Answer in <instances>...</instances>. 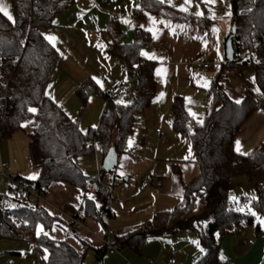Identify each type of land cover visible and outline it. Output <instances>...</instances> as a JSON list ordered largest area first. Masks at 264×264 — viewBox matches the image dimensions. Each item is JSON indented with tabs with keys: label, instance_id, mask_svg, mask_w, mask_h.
Instances as JSON below:
<instances>
[{
	"label": "trees",
	"instance_id": "obj_1",
	"mask_svg": "<svg viewBox=\"0 0 264 264\" xmlns=\"http://www.w3.org/2000/svg\"><path fill=\"white\" fill-rule=\"evenodd\" d=\"M10 2L14 19L9 21L0 12V65L12 57H18V62L10 82L11 112L1 125L2 136L10 137L25 123L34 120L37 125L30 134V156L33 165L41 169V175L34 182H24L45 192L55 182L80 189L84 214L107 228L111 217L108 207L112 199L111 189L96 183L94 194L101 202L97 207L95 201L88 199L90 179L75 159L92 152L91 140L96 135L102 139L106 153L114 140L119 157L125 151L138 115L150 106L156 93V63L139 54L147 37L136 29L135 42L125 44L119 31L112 35L108 52L119 57L126 66L134 62L140 65L136 90L129 104L117 105L104 95L108 101L105 115L97 129H90L85 134L59 105L44 95L60 61L58 51L44 36L56 16L73 0ZM232 8L235 57L221 66L211 82L210 107L204 121L195 124L183 98L177 97L172 104L173 128L181 136L191 139L199 174L184 183L181 202L176 208L158 212L144 226L116 237L119 249L139 252L150 237L194 230L206 250L205 256L195 264H215L220 246L218 237L237 233L245 224L253 222L252 215L240 211L230 198L234 180L240 177L246 178V188L255 190L251 206L264 217V142L249 155L239 154L234 149L235 135L260 109V103L252 90L247 91L240 104L233 102L224 91L230 70L237 67L254 72L257 88L264 98V0H233ZM145 11L175 22L207 25L205 18L182 13L157 0H141L135 16L139 17ZM248 53H255L259 59L244 58ZM94 92L91 80H86L77 89L82 104ZM29 108H36V113H30ZM119 168L120 165L113 171L115 177H119ZM202 199L207 210L194 214L198 201ZM11 201L15 208L0 210V239L29 241L33 250L43 257V264H84L86 250L80 252L68 241H54L44 235L37 237V222L50 230L58 218L49 216L43 207L30 204L21 197ZM2 204L3 195L0 194V206Z\"/></svg>",
	"mask_w": 264,
	"mask_h": 264
},
{
	"label": "crops",
	"instance_id": "obj_2",
	"mask_svg": "<svg viewBox=\"0 0 264 264\" xmlns=\"http://www.w3.org/2000/svg\"><path fill=\"white\" fill-rule=\"evenodd\" d=\"M157 1L161 2V0ZM232 1L224 0L222 3L221 0H215V3H205L204 0H190V4L186 5L184 0H171V4L168 0H163L164 4L182 13L205 18L206 26L171 21L147 11L139 17H134L141 7V0H73L68 8L56 16L55 23L46 30L45 35H52L56 38L54 43L56 50H59L60 61L47 92L72 121L75 120L69 114L68 109H76L77 106L86 109L90 104L98 101L103 103L100 106V109H103L100 124L108 105L104 91L114 82L126 84V92L119 98L124 102L123 104H129L133 100L140 65L134 62L126 66L119 57L108 52L107 47L113 40L112 35L117 34V31L120 32L121 41L125 44L135 42L136 29L147 37L140 46L139 54L145 60L156 63L154 69L156 93L150 106L138 115L129 138L132 143H137L135 142L136 136L141 144H149L148 140H155L159 143L158 149L154 151L157 158L154 162L157 164L160 157L165 161H171L174 186L171 192L165 194L161 189L155 191L156 199L159 197V203L157 200L155 203L151 200L141 211L137 210L138 212L133 214H128V209L125 207L120 213L124 219L119 222L114 221L117 213L113 212L111 203L115 201L117 204L125 203L126 205V189L132 188L131 182L136 176L132 167L140 165L147 160L146 158L153 156L149 152H147L148 155L141 151L138 152L135 146L129 147L126 142L125 151L120 155L118 165L124 159L127 170L120 178L115 177V172H111L110 175L122 182L121 185L115 184L111 188L112 199L108 205L111 209V217L108 225L113 230L107 233L106 227L84 214L80 189L62 182H55L46 191L45 200L39 204L48 213H53L52 217L58 218L53 228L50 230L44 228L48 231V237L51 240L68 241L80 252L89 247L93 248L96 252V264L99 259L103 264H110L112 256L116 258V264H152L153 260L160 261L162 259L160 257H163L161 264H168L171 258H175L177 264H195L205 256L206 250L201 246L198 233L194 230L148 238L145 241L148 242L147 248L143 252L149 261L146 263L141 258L140 250L135 252L128 248L119 249L117 243L118 249L114 250L107 248L104 243L109 234L116 241V237L144 226L156 213L172 211L181 202L184 183L199 174L198 170L197 174L191 178L185 176L183 169L189 160L182 155L190 153L191 157L195 156V153L191 139L181 136L173 128L172 104L177 97L183 98L188 114L189 112L196 114L195 118L190 115L195 124H201L204 121L210 107L211 82L221 66L230 62L227 57V42L233 32ZM1 3L0 0V8H3ZM181 7H184L186 11H181ZM197 11L202 15L197 16ZM225 12H230L231 15H225ZM149 17L152 19L150 20ZM125 20L128 23H124ZM213 27L217 29V32H212ZM149 28L156 33L155 39H153L152 32L148 31ZM233 50L235 53V41ZM142 51L153 58L142 56ZM197 62H207L210 66L207 69H198ZM158 69L159 73H157ZM93 77L100 80L102 89L95 83ZM253 78H255L253 71H242L233 67L230 70L228 82L224 86L226 95L233 102L236 99L242 102L247 91L252 90L259 103L264 101L260 91H257L256 81ZM86 80L93 82L95 92L82 104L77 95V89ZM206 82L207 87L204 86ZM197 120L201 123H197ZM95 121L98 123L97 118ZM36 125V122L32 120L25 123L12 136L0 138V141L6 140L4 153L0 148V173L2 164L5 163L8 165V172L21 181L38 180L41 169L33 165L29 146L30 134ZM157 129H161L163 134L158 133ZM237 141L240 144L239 151L236 150ZM263 142L264 109L260 108L235 135L234 149L239 154L249 155ZM113 145H115V140ZM162 148L164 149L161 150ZM107 153L103 146L102 154L99 152L102 157L101 166ZM154 169H157V172L155 171L158 175L157 180L162 181L163 176L161 172H158V165ZM102 171H104L103 168ZM36 173L39 174L37 179H28L30 175ZM153 173L154 171L151 175ZM148 179L145 180L147 187L153 184H147ZM91 181L93 180L90 179ZM88 188L90 191L88 194L94 197L96 206L100 207L101 202L94 194L95 185L92 187L88 185ZM117 189L121 195L120 200H115L114 197ZM171 207L174 208L170 209ZM252 217L253 222L245 224L239 232L218 237L220 246L215 264H264V226L257 219V217H264L258 213ZM74 219L82 221L83 227L77 229L73 223ZM22 246L17 244L14 247Z\"/></svg>",
	"mask_w": 264,
	"mask_h": 264
},
{
	"label": "rangeland",
	"instance_id": "obj_3",
	"mask_svg": "<svg viewBox=\"0 0 264 264\" xmlns=\"http://www.w3.org/2000/svg\"><path fill=\"white\" fill-rule=\"evenodd\" d=\"M1 4L3 5V8L5 11L9 13L13 17L12 7L10 0H1ZM14 19V17H13ZM106 101V100H105ZM103 103L95 101L92 104H90L86 109H81V107H78L76 109H68L69 114L73 117L75 122L79 124L81 129H86L87 131L89 128L96 129L99 125V120L101 118V111L103 109H100V106ZM98 119V123L95 119ZM95 126V127H93ZM87 133V132H86ZM131 137V136H130ZM3 138V137H2ZM1 138V139H2ZM138 136H136L137 143H132V146L136 147V150L138 152H143L146 155H148L147 152H149L151 155L149 158H146L147 160L142 162L140 165H137L136 167H132L133 170L136 172V176L132 179V188L126 189V205L125 203L117 204L115 201L111 203V208L113 212L117 213V218L114 219L116 222L121 221L124 219L121 217L120 213L123 212L125 207L128 209V214L137 213V210H142L147 202L157 200L159 203V197L156 199L155 191L161 189V191L165 194L166 192H171L173 190L174 186V180L173 175L171 172V161H165L162 157H160V161L156 164L154 161L157 160L155 157L154 151L158 149L159 143L155 140H148L147 142L149 144H141L139 143V139L137 140ZM131 139V138H129ZM188 141V140H187ZM5 141H0V148L2 152L4 153V147H5ZM91 144H93V150L90 153L78 156L75 159L76 164L80 167L82 172L86 174L91 180L93 181H99L101 185L108 186L109 184H112L111 179L112 176L111 173H106L102 171L101 166V160L102 157L99 155V152L103 151V144L102 139L96 135L94 136L93 140H91ZM98 146V147H97ZM128 146V141H127ZM191 147V146H190ZM186 148V145H185ZM162 148L161 150H163ZM170 150V149H166ZM182 156L185 159H188V163L184 166V173L187 178H191L195 176L199 170L198 163L196 162L195 156L192 155L190 157V153H184ZM158 165V172H161L163 179L162 181L157 180V174L155 173L154 167ZM129 169V168H128ZM126 162L123 159L120 162V168H119V178L122 177L121 173L126 172ZM154 171L153 175L151 173ZM157 172V171H156ZM189 176V177H188ZM154 178L152 186H146L145 180L148 178ZM136 178V179H135ZM114 182L116 184H122V182L119 179H114ZM247 180L244 177H240L236 180H234V185L230 191V198L234 202V204L240 209H243L242 212L249 213V208L253 209L251 206V200L253 197H255V190L252 188L247 187ZM152 187V188H149ZM129 189H131L129 191ZM152 189V190H149ZM141 192H143L141 195H139ZM0 194L3 195V206L5 210L11 209L10 207L12 205L11 199L14 198H20L21 192L18 191L15 188H8V185L6 184L5 180H1L0 183ZM115 200L121 199V195L119 190L117 189L114 192ZM28 203L35 204L36 200L34 197H29L26 199ZM174 207H171L172 209ZM168 209V210H170ZM207 210V207L205 205V201L199 200L197 203V209L194 211V214H199L201 211ZM241 211V210H240ZM254 212V210H252ZM107 233L111 232L113 229L111 226H107L106 228ZM195 233V232H191ZM112 239L114 240V237L112 236ZM148 242H144V244L140 248V252L142 254L141 258L143 261H148V259L145 257V248H147L146 245ZM151 243V242H150ZM23 245L20 248H15V245ZM145 245V246H144ZM155 250H153L154 252ZM16 252V253H15ZM152 252V253H153ZM109 253V252H108ZM124 253L126 254V250H124ZM140 258V256H139ZM163 259V257H160ZM153 260L152 264H161V261L163 260ZM149 262V261H148ZM43 263V257L36 253L33 250V245L29 241H18V240H10V239H0V264H42ZM84 264H96V252L93 248L89 247L86 249L85 253V261ZM110 264H116V258L111 257L110 258ZM163 264V263H162ZM165 264V263H164Z\"/></svg>",
	"mask_w": 264,
	"mask_h": 264
},
{
	"label": "built area",
	"instance_id": "obj_4",
	"mask_svg": "<svg viewBox=\"0 0 264 264\" xmlns=\"http://www.w3.org/2000/svg\"><path fill=\"white\" fill-rule=\"evenodd\" d=\"M136 17V16H134ZM244 58L249 60H258L259 57L255 53H248L244 56ZM18 57H12L9 58L5 63L0 65V138H2V123L8 119L10 112H11V104H10V82L13 76V73L15 71V67L17 66ZM210 66L207 62H197L196 67L198 69H207ZM126 92V84L121 82H114L112 83L105 91L104 95L106 96L107 100L114 102L115 100L122 97ZM260 108L264 109V101L260 102ZM158 133L163 134L161 129L156 130ZM115 178H112V184L108 185L111 189L112 186L116 184L114 182ZM1 180H5L6 184L10 188H15L18 191L21 192V198L22 199H28L29 197H34L36 200V203L34 205H39L45 200L46 192L40 191L39 189H36L32 185H28L24 181H21L20 179H17L16 176L12 175L8 172V165L3 163L2 164V171L0 173V183ZM154 181V178L151 177L147 180V184H152ZM93 182V183H92ZM89 182V186L92 187L97 181ZM1 211H5L3 204L0 206ZM74 226L77 229H80L83 227L82 221L78 219H74L73 221ZM105 246L109 249L117 250V244L115 240L112 239V236L109 234L105 239ZM98 264H103L102 260H98ZM168 264H177V260L175 258H171L168 261Z\"/></svg>",
	"mask_w": 264,
	"mask_h": 264
},
{
	"label": "snow or ice",
	"instance_id": "obj_5",
	"mask_svg": "<svg viewBox=\"0 0 264 264\" xmlns=\"http://www.w3.org/2000/svg\"><path fill=\"white\" fill-rule=\"evenodd\" d=\"M161 2H163V0H161ZM168 2H169V4H171V0H168ZM204 2H205V3H209V2H211V3H215V0H204ZM221 2L223 3L224 0H221ZM184 4H186V5H187V4H190V0H184ZM180 10H181V11H186V9H185L184 7H181ZM0 12H3V14L8 18L9 21H12V20H13V17H12L11 15H9V13H8L7 11H5L3 8H0ZM196 15H197V16H201L202 13L199 12V11H197V12H196ZM225 15H229V16H230L231 13H230V12H225ZM149 19L151 20L152 18L149 17ZM123 22H124V23H128L127 20H125V21H123ZM53 23H55V21H53ZM141 27H143V25H141ZM148 31H149V32H152L153 39H155V38H156V33H155L151 28H149ZM212 32H213V33L217 32V29H216L215 27H213V28H212ZM44 39L47 40V41L49 42V44L52 45L53 48L56 47V45H55V43H54V41H55L56 38H55L54 36H52V35H45V36H44ZM57 51H59V50H57ZM217 54L219 55V53H217ZM141 55H142V56H146V57H148L149 59H152V58H153L152 56H149L148 53L143 52V51L141 52ZM157 73H159V69L157 70ZM92 79L95 81V83H96L97 85H100V86H101V89H102V85H101L100 80L96 79L95 77H93ZM254 79H255V78H253V80H254ZM204 86L207 87V82L205 83ZM50 87H51V85H49V88H50ZM257 91H259V89H257ZM44 95H45V96H48L49 99H52L53 102H55L54 99L50 96V94H49L47 91H45ZM161 95H163V93H161ZM234 102H235L236 104H240V103H241V101H240L239 99H236ZM114 103H116L117 105H120V104H122V103H124V102H123L122 100H120V99H117V100L114 101ZM125 106H126V105H125ZM28 111H29L30 113L35 114L36 111H37V109H36V108H29ZM189 115H192L194 118H195V116H196L195 113H191V112H189ZM73 123H75V121H73ZM197 123H201V121H200V120H197ZM93 127H95V126H93ZM81 132L86 134L87 130H86V129H81ZM128 146H129V147L132 146V141H131V139L128 140ZM97 147H98V146H97ZM239 147H240V144H239V141H237V142H236V150H237V151H239ZM109 156H111V153H109ZM38 175H39L38 173L33 174V175H30V176L28 177V179H37V178H38ZM85 175H86V174H85ZM121 175H123V173H121ZM88 199L94 201V197H93L91 194H88ZM253 199H255V197H253ZM10 207L15 208L16 205H11ZM240 210L243 211V209H240ZM248 210H249V212H251V214H252L253 216L256 215L255 212H252V209H251V208H249ZM48 215H49V216H52V215H54V214L51 213V212H49ZM257 219L260 221L261 225L264 226V218L257 217ZM24 223L27 224V221H25ZM53 230H54V229H53ZM35 231H36V235H37V237H39L41 234H43L44 236H48V235H49L48 231H45V230H44V226H43L41 223H39V222H37V223L35 224ZM45 251H46V250H45ZM201 251H203V250L201 249Z\"/></svg>",
	"mask_w": 264,
	"mask_h": 264
},
{
	"label": "water",
	"instance_id": "obj_6",
	"mask_svg": "<svg viewBox=\"0 0 264 264\" xmlns=\"http://www.w3.org/2000/svg\"><path fill=\"white\" fill-rule=\"evenodd\" d=\"M233 43H234V38L231 37L227 42V57L230 61H232L235 57V53L233 50ZM109 153H111V156H109ZM118 163H119L118 147L116 145H113L112 147H110L107 155L103 160L102 168L106 173H111L118 167ZM94 185L96 187V184Z\"/></svg>",
	"mask_w": 264,
	"mask_h": 264
}]
</instances>
